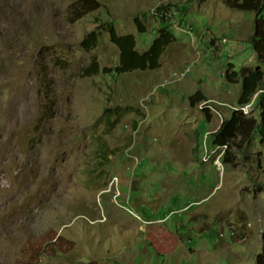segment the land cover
I'll list each match as a JSON object with an SVG mask.
<instances>
[{"label":"rangeland","instance_id":"374dc122","mask_svg":"<svg viewBox=\"0 0 264 264\" xmlns=\"http://www.w3.org/2000/svg\"><path fill=\"white\" fill-rule=\"evenodd\" d=\"M77 1L0 0V264H259L264 137L235 110L264 101L256 12Z\"/></svg>","mask_w":264,"mask_h":264},{"label":"trees","instance_id":"16d2710c","mask_svg":"<svg viewBox=\"0 0 264 264\" xmlns=\"http://www.w3.org/2000/svg\"><path fill=\"white\" fill-rule=\"evenodd\" d=\"M229 7L238 10L256 12V21H255V32L252 36V43L255 49V52L258 56V59L264 66V0H227ZM105 6L102 2L97 0H79L72 5V12L74 14V20H78L83 17L85 14L97 10ZM164 7H160L159 10L162 11ZM112 33H115V24L111 23L110 28ZM98 42V34L96 31L90 33L87 40H85L84 45L88 43L96 44ZM248 75L246 77L245 84V93L251 95L255 94V91L260 87L261 83L264 81V70H248ZM263 97L262 94H260ZM248 101L244 99V103ZM260 112L259 115H252L243 117L242 122L239 124L238 131L243 136L244 139H248L249 142L257 132H259L262 137H264V101L263 98L260 100ZM106 115L109 117V121L114 120V125L118 123L120 117L123 115L121 108H109L106 111ZM117 116V118H115ZM97 141L101 146V149H98L97 156L104 161L103 167H105L111 155L117 154L116 150H113L108 145V142L102 137H97ZM258 263L264 264V234H263V252L258 256ZM93 264V263H91Z\"/></svg>","mask_w":264,"mask_h":264},{"label":"bare ground","instance_id":"6f19581e","mask_svg":"<svg viewBox=\"0 0 264 264\" xmlns=\"http://www.w3.org/2000/svg\"><path fill=\"white\" fill-rule=\"evenodd\" d=\"M179 79H181L182 77H185V76H177ZM260 93H262V92H260ZM257 97H259V94L257 95ZM258 99V98H257ZM256 99L252 102V103H250V104H246V105H244V106H242L240 109H236V110H239V111H241L242 113H244L245 115H251L252 114V111H253V108H254V105H255V103H256ZM206 104V103H205ZM223 105H229V104H227V103H225V104H223Z\"/></svg>","mask_w":264,"mask_h":264},{"label":"built area","instance_id":"2783aa9c","mask_svg":"<svg viewBox=\"0 0 264 264\" xmlns=\"http://www.w3.org/2000/svg\"><path fill=\"white\" fill-rule=\"evenodd\" d=\"M192 71V67H188L187 69H186V71H183V72H181L180 74L179 73H177V75L176 76H187V74L189 73V72H191ZM233 108V107H232ZM237 109V108H236ZM235 109V110H236Z\"/></svg>","mask_w":264,"mask_h":264},{"label":"clouds","instance_id":"9594fccd","mask_svg":"<svg viewBox=\"0 0 264 264\" xmlns=\"http://www.w3.org/2000/svg\"><path fill=\"white\" fill-rule=\"evenodd\" d=\"M258 100V99H257Z\"/></svg>","mask_w":264,"mask_h":264}]
</instances>
